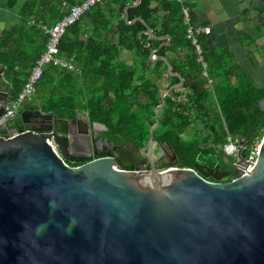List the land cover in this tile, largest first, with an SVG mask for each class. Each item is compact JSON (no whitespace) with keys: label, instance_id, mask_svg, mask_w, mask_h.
Wrapping results in <instances>:
<instances>
[{"label":"water","instance_id":"water-1","mask_svg":"<svg viewBox=\"0 0 264 264\" xmlns=\"http://www.w3.org/2000/svg\"><path fill=\"white\" fill-rule=\"evenodd\" d=\"M4 69L0 126L12 99ZM18 117L15 132L0 136V264H264V135L253 168L225 181L221 163L182 166L153 136L143 168H126L129 152L116 145L72 166L65 159L90 154L75 148L78 115ZM247 146L241 139L242 162Z\"/></svg>","mask_w":264,"mask_h":264},{"label":"trees","instance_id":"trees-1","mask_svg":"<svg viewBox=\"0 0 264 264\" xmlns=\"http://www.w3.org/2000/svg\"><path fill=\"white\" fill-rule=\"evenodd\" d=\"M83 1L23 2L21 21L0 34V64L13 84L12 96L23 89L46 50L45 26H53ZM137 1H97L70 25L57 56L72 58L78 70L45 65L26 108L70 119L85 111L90 125L105 127L103 140L142 148L159 139L174 148L177 161L186 167L198 161L220 163L224 152L219 146L229 135L248 141L249 153L264 135V84L250 81L228 49H210L199 33L193 42L188 35L193 21L186 22L180 0ZM18 2L8 0V5ZM125 51L131 63L121 57ZM109 151L97 144L95 156ZM95 156L77 154L66 161L78 165Z\"/></svg>","mask_w":264,"mask_h":264},{"label":"crops","instance_id":"crops-1","mask_svg":"<svg viewBox=\"0 0 264 264\" xmlns=\"http://www.w3.org/2000/svg\"><path fill=\"white\" fill-rule=\"evenodd\" d=\"M25 1L19 0L16 6L9 7L8 0H0V34L4 29L21 21L19 12ZM180 1L184 4L183 10L184 8L189 10L195 27L211 29L209 34L199 32L207 39L210 49H228L232 53L233 63L242 69L246 77L248 76L247 78L256 85H263L264 0ZM7 82L11 85L12 91L14 89L12 82L8 79ZM16 122H20L19 117ZM14 125V120L9 121L8 126L2 124L0 135L4 137L12 135L15 132ZM220 163L227 168L226 164Z\"/></svg>","mask_w":264,"mask_h":264},{"label":"built area","instance_id":"built-area-1","mask_svg":"<svg viewBox=\"0 0 264 264\" xmlns=\"http://www.w3.org/2000/svg\"><path fill=\"white\" fill-rule=\"evenodd\" d=\"M97 1L100 0H84L81 3L72 5L69 9V12L58 22H56L51 27H46V32L49 34V40L47 42L46 50L42 53L40 59H38L37 64L34 66L31 74L29 75L27 81L24 84L23 89L19 92L16 97H13L10 101V106L3 116V119L7 120L14 117L19 113L20 109L24 107L28 102H30L33 96L37 91V83L43 73V67L49 63H53L55 65H59L61 67L69 68L72 70H78L74 63L72 62V58H62L57 56L58 54V44L60 42L61 37L66 32V29L72 25L76 20H78L82 14L88 11ZM184 18L186 22H190V14L187 8H184ZM211 29L209 27L205 28H197L191 23L188 27V35L193 37V42L197 43V39L195 37V33L205 32L209 34ZM197 49L200 52L201 48L197 44ZM241 138L228 136L227 143L224 144L223 150L229 154L233 155L239 151ZM56 152L59 151L56 149L55 145H53ZM257 146V144H256ZM256 146L245 155V162L235 161L234 171H237L238 174L231 177V181L236 180L237 178L242 177L248 171L253 168V163L256 159Z\"/></svg>","mask_w":264,"mask_h":264},{"label":"flooded vegetation","instance_id":"flooded-vegetation-1","mask_svg":"<svg viewBox=\"0 0 264 264\" xmlns=\"http://www.w3.org/2000/svg\"><path fill=\"white\" fill-rule=\"evenodd\" d=\"M78 116H79V123H73L72 126L75 130V132H78L80 130V132L78 133V136L75 139V145H76V149H80L81 151H85V152H89V155H94L95 156V147L98 144V147L100 148H106V147H110V151L113 149V147L115 146L114 144H112L111 142H108L107 140H103V138L100 136V130L99 131H95L92 128H90L89 132H85V128L86 125L84 123L85 118L82 112H78ZM96 138H98L96 140ZM131 143V142H130ZM134 148H130L127 146V143L124 145H116V146H123L128 152H129V159H126L125 163H126V168L128 169H140L143 168L141 167L142 162L145 159V151L143 150V148H139L137 147L134 143H131ZM110 155V154H107ZM107 155H103V156H107ZM236 160H233L232 157L228 156V155H223L221 158V162L226 164L227 162H229L231 164V167H233V171H229V174L226 176V178L230 179L231 177H233L234 175L238 174L237 171H234V164H235ZM227 165V164H226ZM230 166V165H229ZM145 168L149 169L150 165L147 164L145 166ZM227 169V168H226Z\"/></svg>","mask_w":264,"mask_h":264},{"label":"rangeland","instance_id":"rangeland-1","mask_svg":"<svg viewBox=\"0 0 264 264\" xmlns=\"http://www.w3.org/2000/svg\"><path fill=\"white\" fill-rule=\"evenodd\" d=\"M121 57L125 60V61H128L129 63H131L132 62V59H131V57H130V54L127 52V51H125V52H123L122 53V55H121ZM248 77V76H247ZM250 80V79H249ZM251 81V80H250ZM134 111L136 112V113H140V108H134ZM82 113H83V115L85 114V113H87V112H85V111H82ZM138 113V114H139ZM85 117V116H84ZM83 117V118H84ZM156 127V126H155ZM91 128H92V125H91ZM105 127L103 126V125H99V124H96L95 125V130L96 131H101L102 129H104ZM191 133H193L192 131H191ZM127 146L128 147H130L131 149L132 148H134V146L130 143V142H128L127 143ZM203 156H205V155H203ZM101 157V156H100ZM208 159H213L214 157L213 156H208L207 157ZM206 157H205V159H207ZM233 159V158H232ZM226 167H227V171L229 172V171H233V167H231V166H229V165H226Z\"/></svg>","mask_w":264,"mask_h":264},{"label":"clouds","instance_id":"clouds-1","mask_svg":"<svg viewBox=\"0 0 264 264\" xmlns=\"http://www.w3.org/2000/svg\"><path fill=\"white\" fill-rule=\"evenodd\" d=\"M205 33V32H204ZM205 34H207V33H205ZM200 46V45H199ZM35 96V95H34ZM34 96H33V98H34ZM33 98H32V100H33ZM31 100V101H32ZM26 109H28V108H26V105L24 106V107H22L21 109H20V111H19V113L18 114H16L14 117H18L19 115H20V113L22 112V111H24V110H26ZM37 109H40V108H37ZM31 110H36V109H31ZM40 110H42V109H40ZM7 112V111H6ZM79 112H82V111H79ZM5 115V114H4ZM14 117H12V118H14ZM12 118H10V119H7L6 121H11V120H13ZM2 119H3V117H2ZM3 120H5V119H3ZM9 123V122H8ZM89 123H90V121H89ZM5 126H8V124L7 125H5ZM90 128H91V125H90ZM102 131V130H101ZM1 136V135H0ZM230 136V135H229ZM4 137V136H3ZM228 138V137H227ZM239 138H241V139H244L243 137H239ZM245 140V139H244ZM227 143V142H226ZM225 143V144H226ZM53 144V143H52ZM54 145V144H53ZM223 146L224 145H222V146H219V148H221L222 150H223ZM256 146V145H255ZM254 146V147H255ZM56 147V146H55ZM248 147V146H247ZM253 147V148H254ZM56 149L59 151V149L56 147ZM247 149V148H246ZM223 152H224V155H228V156H230V157H232L233 158V160H239V162H242L241 160H240V158L238 157V155H237V153H238V151H237V153L236 154H233V155H229V154H227L224 150H223ZM58 153V152H57ZM246 154H248V153H246V150H245V155ZM59 155H62L61 154V152L59 151ZM96 157V156H95ZM94 157V158H95ZM100 157V156H99ZM245 160V159H244ZM65 161H66V159H65ZM67 162V161H66ZM68 163V162H67ZM68 164H70V163H68ZM70 165H72V166H77V165H73V164H70ZM79 165V164H78ZM234 166V165H233ZM225 181H227V180H231V179H228V178H226L225 177V179H224Z\"/></svg>","mask_w":264,"mask_h":264}]
</instances>
